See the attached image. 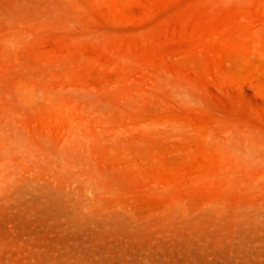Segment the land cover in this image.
<instances>
[{"label":"rangeland","instance_id":"obj_1","mask_svg":"<svg viewBox=\"0 0 264 264\" xmlns=\"http://www.w3.org/2000/svg\"><path fill=\"white\" fill-rule=\"evenodd\" d=\"M0 264H264V0H0Z\"/></svg>","mask_w":264,"mask_h":264}]
</instances>
